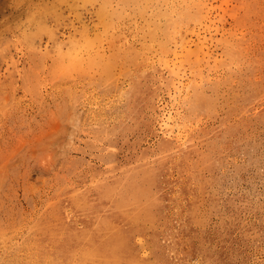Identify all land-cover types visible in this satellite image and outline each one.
<instances>
[{"label":"rangeland","instance_id":"374dc122","mask_svg":"<svg viewBox=\"0 0 264 264\" xmlns=\"http://www.w3.org/2000/svg\"><path fill=\"white\" fill-rule=\"evenodd\" d=\"M114 234L264 264V0H0V264Z\"/></svg>","mask_w":264,"mask_h":264},{"label":"bare ground","instance_id":"6f19581e","mask_svg":"<svg viewBox=\"0 0 264 264\" xmlns=\"http://www.w3.org/2000/svg\"><path fill=\"white\" fill-rule=\"evenodd\" d=\"M90 243L88 249L74 250L65 247L59 254L52 256V264H179L171 255L168 258L161 251L160 255L150 259L145 253L136 249L133 238L128 234H114L108 238L94 236Z\"/></svg>","mask_w":264,"mask_h":264}]
</instances>
